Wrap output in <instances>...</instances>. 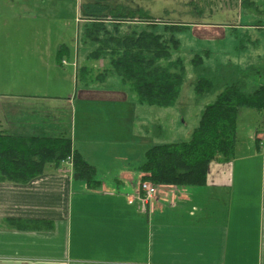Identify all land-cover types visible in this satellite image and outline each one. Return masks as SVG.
I'll return each instance as SVG.
<instances>
[{
  "label": "crops",
  "instance_id": "obj_1",
  "mask_svg": "<svg viewBox=\"0 0 264 264\" xmlns=\"http://www.w3.org/2000/svg\"><path fill=\"white\" fill-rule=\"evenodd\" d=\"M25 50L21 61L8 55L0 67V130L70 138L101 186L89 188L68 160L47 164L27 184L0 182V264H264V114L246 129L239 115L234 156L212 162L204 186H161L145 204L134 165L159 145L143 148L153 143L156 111L138 101L129 109L132 97L107 92L119 89V78L78 89L86 60L79 47L73 76L62 57L53 67L40 47ZM79 100L101 107L82 109L78 126ZM127 131L138 138H121ZM16 220L49 221L53 229L24 231Z\"/></svg>",
  "mask_w": 264,
  "mask_h": 264
},
{
  "label": "trees",
  "instance_id": "obj_2",
  "mask_svg": "<svg viewBox=\"0 0 264 264\" xmlns=\"http://www.w3.org/2000/svg\"><path fill=\"white\" fill-rule=\"evenodd\" d=\"M106 2L87 0L80 9L85 23L78 46L86 60L78 69L77 81L90 85L92 75L87 61L103 63L95 84L119 78L135 93L141 105L169 109L179 101L189 66L195 75L196 101L216 94L215 101L201 112L188 141L148 149L140 167L144 174L141 183L155 187L204 186L210 164L234 156L241 111L255 110L264 114V68L241 70L226 64L210 69L204 67V57L200 53L186 60L178 55L181 44L175 36L185 27L164 25L163 31L157 33L154 29L158 23L147 12L142 9L127 12V7H112ZM257 3L256 0H242L241 10L252 9L264 16V7ZM136 19H140V23H129ZM141 23L145 26L140 27ZM254 77H261L263 84L248 90V81ZM69 158H72L75 175L89 188L99 189L101 183L95 178V168L73 150L70 138L0 132V182L27 184L40 176L47 164L57 165ZM13 223L24 231L53 229L49 221L16 220Z\"/></svg>",
  "mask_w": 264,
  "mask_h": 264
},
{
  "label": "rangeland",
  "instance_id": "obj_3",
  "mask_svg": "<svg viewBox=\"0 0 264 264\" xmlns=\"http://www.w3.org/2000/svg\"><path fill=\"white\" fill-rule=\"evenodd\" d=\"M241 1L107 0L106 3L112 7L114 5L127 7V12L142 9L158 23L154 29L157 33L163 31L164 25L174 24L185 27L183 32L175 33V36L181 44L178 55L186 60H189L193 54L200 53L204 57V67L210 69H217L226 64H232L241 70L253 67L264 68V16L252 9L241 10ZM256 1L257 5L264 7V0ZM86 2L87 0H0V67L8 55H13L17 61H21L22 52L26 48L40 47L42 56H46L48 61L53 62V67L57 63L56 57H62L63 62L67 64L65 71L73 76L74 70L71 64L74 62L85 23L80 9ZM139 20L129 23L137 24L140 23ZM139 25L145 26L143 23ZM206 53H208L207 57H205ZM29 55L31 51L25 50L23 56ZM174 57H176L175 54ZM86 65L91 69L92 75L90 76L92 80L88 84L95 85L97 75L102 71L99 68L100 63L87 61ZM17 68L18 66H14L13 70L16 71ZM194 78L195 75L188 66L181 96L172 108H149L139 104V107H143L145 111H156L149 115L152 124L148 130L152 135L150 139H153V143H145L144 150L153 144L165 145L190 139L192 130L199 123L201 112L216 98L214 94L207 99L196 101L193 91ZM115 79L117 78L113 80ZM116 81L120 90L108 88L106 91L132 97V100L128 102L131 109L134 101H137L135 93L128 85L122 84L120 80ZM262 84L261 77L251 78L248 81V90L258 88ZM81 88L79 84L78 89ZM100 105L98 102L76 101L77 125H80V119L85 118V110L96 112ZM258 115L255 110H242L240 113L242 129L254 124L252 119L259 117ZM68 118L65 114L63 121L68 123ZM261 118L263 121L264 117ZM261 118L255 119L257 124ZM129 122L132 123V117H129ZM126 125L129 128V125ZM0 132L3 133L1 130ZM188 132L191 133L187 135ZM125 137L127 140L131 138L129 131L122 134L121 138ZM137 138L138 136L130 140ZM144 156L143 152L140 165H134L137 167L135 171L140 170V166L144 164ZM140 158H136L138 162ZM157 189L158 187H155L156 191Z\"/></svg>",
  "mask_w": 264,
  "mask_h": 264
},
{
  "label": "built area",
  "instance_id": "obj_4",
  "mask_svg": "<svg viewBox=\"0 0 264 264\" xmlns=\"http://www.w3.org/2000/svg\"><path fill=\"white\" fill-rule=\"evenodd\" d=\"M260 149L261 152L264 154V139H262L260 142ZM68 163H72V158L68 159ZM140 191L141 195L139 197V200L145 204L149 203L156 194L155 186H152L149 183H141Z\"/></svg>",
  "mask_w": 264,
  "mask_h": 264
},
{
  "label": "bare ground",
  "instance_id": "obj_5",
  "mask_svg": "<svg viewBox=\"0 0 264 264\" xmlns=\"http://www.w3.org/2000/svg\"><path fill=\"white\" fill-rule=\"evenodd\" d=\"M143 62V61H142Z\"/></svg>",
  "mask_w": 264,
  "mask_h": 264
}]
</instances>
